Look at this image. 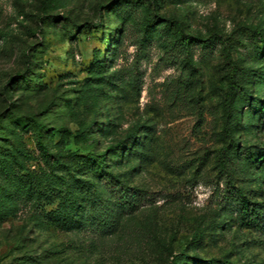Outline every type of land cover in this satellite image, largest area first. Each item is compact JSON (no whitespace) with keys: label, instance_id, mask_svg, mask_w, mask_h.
<instances>
[{"label":"rangeland","instance_id":"374dc122","mask_svg":"<svg viewBox=\"0 0 264 264\" xmlns=\"http://www.w3.org/2000/svg\"><path fill=\"white\" fill-rule=\"evenodd\" d=\"M0 264H264V0H0Z\"/></svg>","mask_w":264,"mask_h":264},{"label":"trees","instance_id":"16d2710c","mask_svg":"<svg viewBox=\"0 0 264 264\" xmlns=\"http://www.w3.org/2000/svg\"><path fill=\"white\" fill-rule=\"evenodd\" d=\"M263 108V106H262ZM42 151L46 154V150H44V148L42 149ZM46 158H50L49 155L46 154ZM57 198H59V203L56 207V209L52 210L49 212V214L55 219V220H64L66 221V219L70 216L74 215L75 209H76V202L75 201L73 195L71 194L70 190L66 191L65 193L62 192L61 190L57 191ZM240 201L242 203V210L246 209L245 206V200L244 198L240 197ZM86 207H84V212L89 216H95V209L100 210V208L98 207L97 204H86ZM88 206H91V208H87ZM70 210V213H69ZM73 210V212H72ZM245 214V212H244ZM246 214H248V212H246ZM99 216V215H98Z\"/></svg>","mask_w":264,"mask_h":264}]
</instances>
